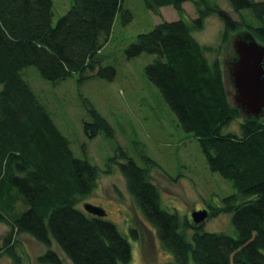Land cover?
I'll use <instances>...</instances> for the list:
<instances>
[{"label": "trees", "instance_id": "trees-1", "mask_svg": "<svg viewBox=\"0 0 264 264\" xmlns=\"http://www.w3.org/2000/svg\"><path fill=\"white\" fill-rule=\"evenodd\" d=\"M227 1L236 13L249 9L257 24L243 16L236 20L229 10L206 0H143L154 14L172 6L179 17L139 33L127 48L128 57L152 56L144 68L146 78L178 126L198 139L208 168L235 189L220 205L207 209L211 217L230 212L235 235L207 231L202 223L163 207L147 167L158 165L156 160L144 155L146 166L139 165L117 148L106 172L117 164L134 204L169 254L165 264H264V112L244 117L230 102L218 50L198 41L191 30L215 14L225 40L241 27L264 44V0ZM185 2L194 5L196 18L185 19ZM117 13L123 23L132 18L123 0H72L52 24V0H0V222L10 228L0 255H9L12 264L23 263L16 249L20 233L47 247L37 257L41 264H64L50 247L52 241L72 264L131 260V244L117 226L77 206L97 187L100 169L74 156L69 139L24 77L25 69L33 66L53 83L73 74L79 83L94 77L111 80L115 68L103 65L100 50ZM83 103L90 116L83 123L85 134L111 137L109 121L90 101ZM234 122L236 128L231 127ZM16 202L22 204L17 213ZM129 231L138 239L135 228Z\"/></svg>", "mask_w": 264, "mask_h": 264}, {"label": "rangeland", "instance_id": "rangeland-1", "mask_svg": "<svg viewBox=\"0 0 264 264\" xmlns=\"http://www.w3.org/2000/svg\"><path fill=\"white\" fill-rule=\"evenodd\" d=\"M206 1L229 10L236 20L243 16L246 22L257 24L249 9L236 13L227 0ZM71 2L52 0V24L69 9ZM123 7L132 12L131 20L123 23L117 13L109 38L100 50L103 65L115 68L111 80L94 77L79 83L78 75L73 74L53 83L43 79L33 66L25 69L24 77L61 133L69 139L74 156L86 158L100 169L97 187L77 206L83 208L84 203H91L106 211V219L114 223L131 244L132 257L128 264H165L169 254L160 247L154 229L134 204L117 164H110L111 171L106 172L109 159L116 156L117 148L121 146L139 165L146 166L144 155L156 160L158 165L147 167L151 181L159 188L163 207L177 211L180 217L189 221L194 210L205 209L208 216L207 209L220 205L223 196L235 189L228 180L208 168L198 139L178 126L158 89L146 78L144 68L152 56H127V48L139 33L149 31L161 20L177 19V11L172 6H163L160 14H154L145 7L143 0H123ZM183 7L186 20L197 17L191 2H185ZM239 28L230 34L228 41L223 35V24L215 14L204 17L200 28L191 25L198 41L218 50L225 88L232 104L234 88L229 78V68L235 58L232 41L246 36ZM85 99L109 121L113 127L111 137L104 132L93 137L85 134L83 123L90 119L83 103ZM242 115L245 117L244 113ZM231 127L236 128V123ZM14 205V211L19 212L22 204L16 202ZM202 226L207 231L235 235L230 212L208 216ZM133 228L138 239L130 234L129 230ZM9 230L7 224L0 222V244ZM16 238L22 264H41L37 257L47 247L26 233L17 234ZM50 247L57 251L64 264H72L55 242L52 241ZM0 264H12L11 257L0 255Z\"/></svg>", "mask_w": 264, "mask_h": 264}, {"label": "water", "instance_id": "water-1", "mask_svg": "<svg viewBox=\"0 0 264 264\" xmlns=\"http://www.w3.org/2000/svg\"><path fill=\"white\" fill-rule=\"evenodd\" d=\"M235 58L229 68V78L234 88L233 100L245 116L257 117L264 112V44L251 34L232 41ZM84 210L98 216L106 211L91 203L83 204ZM207 217L205 209L191 212L195 224L203 223Z\"/></svg>", "mask_w": 264, "mask_h": 264}]
</instances>
